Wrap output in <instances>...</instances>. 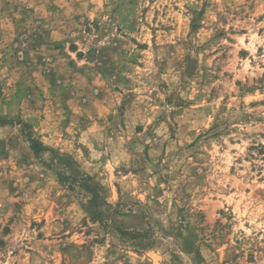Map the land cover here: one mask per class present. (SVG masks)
Here are the masks:
<instances>
[{
    "label": "rangeland",
    "instance_id": "obj_1",
    "mask_svg": "<svg viewBox=\"0 0 264 264\" xmlns=\"http://www.w3.org/2000/svg\"><path fill=\"white\" fill-rule=\"evenodd\" d=\"M0 264H264V0H0Z\"/></svg>",
    "mask_w": 264,
    "mask_h": 264
},
{
    "label": "trees",
    "instance_id": "obj_2",
    "mask_svg": "<svg viewBox=\"0 0 264 264\" xmlns=\"http://www.w3.org/2000/svg\"><path fill=\"white\" fill-rule=\"evenodd\" d=\"M31 144H32V148L37 153H39L41 148L45 149V147L38 140L32 139L31 140ZM80 180L82 181L81 188L86 190L87 193L91 195V199H92V201L94 203H97L99 201V199H100L99 187L96 184H92L90 182L91 181V177H89V176L83 177ZM63 182H66V180L65 181L63 180ZM104 203L107 204L106 202H104Z\"/></svg>",
    "mask_w": 264,
    "mask_h": 264
}]
</instances>
